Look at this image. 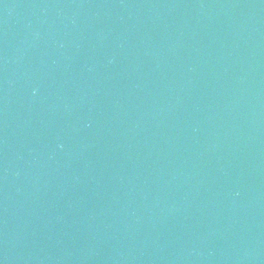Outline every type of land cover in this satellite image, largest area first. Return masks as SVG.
Masks as SVG:
<instances>
[{
	"label": "water",
	"instance_id": "water-1",
	"mask_svg": "<svg viewBox=\"0 0 264 264\" xmlns=\"http://www.w3.org/2000/svg\"><path fill=\"white\" fill-rule=\"evenodd\" d=\"M0 264H264V0H0Z\"/></svg>",
	"mask_w": 264,
	"mask_h": 264
}]
</instances>
